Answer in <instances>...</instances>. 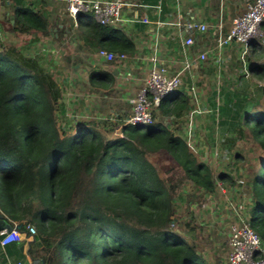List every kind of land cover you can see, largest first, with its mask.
Masks as SVG:
<instances>
[{
  "label": "trees",
  "instance_id": "1",
  "mask_svg": "<svg viewBox=\"0 0 264 264\" xmlns=\"http://www.w3.org/2000/svg\"><path fill=\"white\" fill-rule=\"evenodd\" d=\"M45 24L41 16L27 14L14 30L40 31ZM108 29L88 23L87 44L120 52L126 42L108 38ZM262 31L252 42L264 53ZM252 71L264 83V63ZM240 102L219 128L227 145L222 158L234 159L240 179L218 177L248 185L239 213L264 246V84ZM187 106L184 100H162L158 114L176 117ZM68 112L53 73L0 40L1 225L25 235L31 223L32 251L55 246L45 264H221L201 252L197 225H187V236L176 226L181 201L200 203L216 187L212 166L198 160L182 135L157 119L156 111L150 126L126 122L119 133L114 126L75 122ZM238 141L253 144L249 155L236 147ZM159 155L171 162V172L179 169L176 180L154 162ZM186 181L188 189L182 187Z\"/></svg>",
  "mask_w": 264,
  "mask_h": 264
},
{
  "label": "crops",
  "instance_id": "2",
  "mask_svg": "<svg viewBox=\"0 0 264 264\" xmlns=\"http://www.w3.org/2000/svg\"><path fill=\"white\" fill-rule=\"evenodd\" d=\"M121 1L119 15L105 25L109 26L108 38L126 42L120 46V52L109 50L116 55L124 54L123 58L109 60L100 55L99 48L87 44L86 26L97 22L91 11L75 20L68 11V0H0V40L34 57L40 66L53 73L63 91L70 119L114 126V133H119L121 125L127 122L132 101L150 71L164 67L168 75H178L181 80L174 95L165 101L184 100L188 106L176 117L158 114V106H154L152 111L158 114L157 119L170 131L182 135L199 159L210 148H218L219 138L220 149H226L220 121L240 108L246 93L264 84L252 71L253 66L264 63V53L255 51L253 42L245 52L236 41L221 43L234 19L252 0ZM27 14L44 18V29L14 30L18 19ZM194 24H205L206 29L200 30ZM261 29L264 30V22ZM188 37L192 38L190 44L185 42ZM106 47L102 48L107 50ZM225 160L211 164L226 166L229 159ZM221 173L236 181L240 179L236 170L233 173L224 168ZM219 174L214 176L215 192L206 194L205 200L208 204L213 200L211 207L215 212H212L218 215L210 230L214 229L213 244L220 246V250L212 256L201 252L210 261L224 263L229 248V224L234 215L231 206L246 203L248 185L233 186ZM203 216L204 219L197 217V221L207 222L211 218L208 213ZM28 240L0 245V264L18 261L28 264L24 247L33 257L29 264H45L44 259L50 258L55 246L35 247L32 251Z\"/></svg>",
  "mask_w": 264,
  "mask_h": 264
},
{
  "label": "built area",
  "instance_id": "3",
  "mask_svg": "<svg viewBox=\"0 0 264 264\" xmlns=\"http://www.w3.org/2000/svg\"><path fill=\"white\" fill-rule=\"evenodd\" d=\"M122 5L121 0H68L67 3L68 11L75 20L79 21L86 12L91 11L97 24H107L117 18ZM263 22L264 0H252L245 11L234 19L226 38L222 39L221 43L236 41L245 52L253 39L263 37L261 29ZM194 26L200 30L206 29L205 24H194ZM185 42L190 44L192 38H186ZM99 53L109 60L124 57V54L116 55L105 49H100ZM180 82L178 75H168L164 67H156L150 71L146 83L137 91L132 101L127 123L134 126H150L153 121L152 108L158 106L162 100L173 96ZM238 218H240L239 224L230 228V240L228 241L230 250L227 264H264V246L261 245L258 234L246 224L240 213L237 220ZM26 232L24 235L16 227L10 230L2 228L0 229V245L5 246L12 242L27 240V234H34L35 227L27 223ZM23 253L26 263H31L33 259L27 248H23ZM17 264H22V262L18 261Z\"/></svg>",
  "mask_w": 264,
  "mask_h": 264
},
{
  "label": "rangeland",
  "instance_id": "4",
  "mask_svg": "<svg viewBox=\"0 0 264 264\" xmlns=\"http://www.w3.org/2000/svg\"><path fill=\"white\" fill-rule=\"evenodd\" d=\"M78 120H81V121H88V120H82V118H79ZM148 127V126H147ZM210 141H207L208 144L211 143V138L209 139ZM218 142V148L215 149V148H210L206 154H204L203 156L200 157V159H205L207 161H205L204 163H209L211 166H212V169L214 171V174L215 173H220L222 171V169L226 168V170L229 171H232L233 173L235 172V166H234V159H231V160H228V166H220L219 165H216L213 166L212 164H216L218 160H222V161H227L225 159H222V155L225 154L226 152L222 149H220V145H221V139L219 138L217 140ZM236 147L237 148H240V149H243V152L245 153V155H249L247 154L249 152L250 149L253 148V144L251 142H247V141H238L236 143ZM195 152V151H194ZM224 152V153H223ZM227 154V153H226ZM197 155V154H196ZM250 155H256V153H252ZM199 156V155H197ZM158 158L160 160H155L154 159V162L156 164L159 163V165L161 166L162 169H168V172H164V174L170 179V180H176L177 179V176H178V171L179 169L176 170V173H173L169 170V168L172 166L171 162L168 160H166L165 158L162 157V155H159ZM162 158V159H161ZM199 158L198 160L201 161ZM162 160V161H161ZM161 161V163H160ZM212 163V164H211ZM230 163V164H229ZM239 163V166L241 167H245V169L247 170V172L250 171V167H246L244 166V163L242 162H237ZM229 168V169H228ZM180 172V171H179ZM217 178V177H215ZM170 183H173L172 181ZM183 186L182 187H185V189L189 188L190 187V184L189 182H182ZM181 184V185H182ZM198 196V195H197ZM197 200V199H196ZM195 201V200H194ZM191 201L190 198L186 197V199L181 203L178 204V210H177V213L176 215L174 216V218L176 219V226L178 229H180V231H182L184 235H190L189 232H190V229L188 226H192L193 224L197 225L198 226V232H197V244L199 245V248L200 250L203 252V253H211V256L215 255L216 252H218L220 250V246H217V245H214L213 244V231L214 229L210 230L211 228V224L213 222V224L215 223V220L217 219L218 215L214 214L213 212L214 211V208L212 209L211 207V204L213 203V200L212 201H208L209 204L206 202V200H202V202L200 203H197L195 201ZM243 204H245V202H242L241 204L239 205H235L234 203L232 204L231 208L233 209V220L231 221V223L229 224V233H228V241L230 240V228L231 226H237L239 224V219L237 220V217L239 216V211L241 210V208L243 207ZM213 210V212H212ZM205 213V214H204ZM211 214V218H209L210 220L205 222L204 220L201 222H198L197 221V217H202L204 219V216L203 215H206V214ZM242 217V216H241ZM245 221V220H244ZM228 254H229V250H230V245L228 244ZM222 249V247H221ZM228 254H227V257H228ZM204 255V254H203ZM226 261V262H225ZM223 262H221V264H227L228 261H227V258L226 260Z\"/></svg>",
  "mask_w": 264,
  "mask_h": 264
},
{
  "label": "water",
  "instance_id": "5",
  "mask_svg": "<svg viewBox=\"0 0 264 264\" xmlns=\"http://www.w3.org/2000/svg\"><path fill=\"white\" fill-rule=\"evenodd\" d=\"M2 228H6V229L10 230L12 227L10 225H7V224H5L4 226L0 224V229H2Z\"/></svg>",
  "mask_w": 264,
  "mask_h": 264
}]
</instances>
